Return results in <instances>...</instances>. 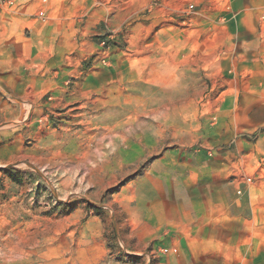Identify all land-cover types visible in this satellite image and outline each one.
Here are the masks:
<instances>
[{
  "label": "rangeland",
  "instance_id": "obj_1",
  "mask_svg": "<svg viewBox=\"0 0 264 264\" xmlns=\"http://www.w3.org/2000/svg\"><path fill=\"white\" fill-rule=\"evenodd\" d=\"M0 0V264H264V6Z\"/></svg>",
  "mask_w": 264,
  "mask_h": 264
},
{
  "label": "crops",
  "instance_id": "obj_2",
  "mask_svg": "<svg viewBox=\"0 0 264 264\" xmlns=\"http://www.w3.org/2000/svg\"><path fill=\"white\" fill-rule=\"evenodd\" d=\"M241 6L243 7V12L248 14L247 10L249 9H260L264 6V0H241Z\"/></svg>",
  "mask_w": 264,
  "mask_h": 264
}]
</instances>
